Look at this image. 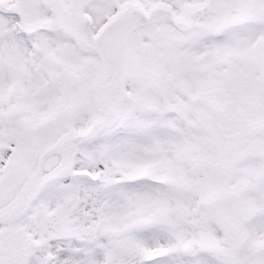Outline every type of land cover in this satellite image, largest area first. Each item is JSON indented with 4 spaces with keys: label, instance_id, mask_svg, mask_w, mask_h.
I'll return each instance as SVG.
<instances>
[{
    "label": "snow or ice",
    "instance_id": "6c2138e0",
    "mask_svg": "<svg viewBox=\"0 0 264 264\" xmlns=\"http://www.w3.org/2000/svg\"><path fill=\"white\" fill-rule=\"evenodd\" d=\"M0 264H264V0H0Z\"/></svg>",
    "mask_w": 264,
    "mask_h": 264
}]
</instances>
